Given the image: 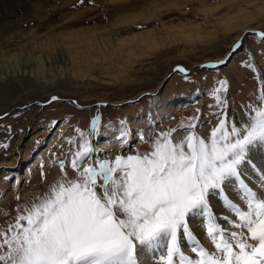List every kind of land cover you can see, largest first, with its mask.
<instances>
[{
  "label": "rangeland",
  "instance_id": "1",
  "mask_svg": "<svg viewBox=\"0 0 264 264\" xmlns=\"http://www.w3.org/2000/svg\"><path fill=\"white\" fill-rule=\"evenodd\" d=\"M33 1L0 0V62L8 58H3L5 52L8 56L41 55L48 52L52 42L67 40L80 30L109 40L126 36L128 44H134L137 35L148 30H152L156 39L172 36L173 41L180 38L181 29H192L196 24L214 31L216 36L195 47H189L187 41L167 42L143 61L139 69L135 68L131 78L122 82L107 77L100 66L92 74L100 75L101 81L81 80L79 85L64 77L56 78L53 83L42 79L38 82L31 73H7V78H0V114L18 107L0 118V163L12 159L20 137L24 143L19 157H25L19 170L0 167V228H6L19 209L47 193L49 186L61 178L59 161H64L68 176L75 177L70 160L80 142L77 129L96 148L100 140L104 142L96 149L100 159L148 153L159 133L177 128L174 139L178 140L185 135L182 123L195 122L192 117L197 115V131L204 138L216 126L221 111L227 113L231 123L243 127L249 119V107L255 106L264 89V42L253 31L246 33L245 41L227 63L211 68L200 65L222 59L235 42L238 30L225 34L219 25L220 16L235 13L240 5L254 10L255 5L264 4V0H251L246 4L239 0H83V3L80 0H35L33 14L27 18ZM6 8L17 11L18 15L7 16ZM128 14H136V20L128 22ZM144 17H147L146 22L142 23ZM256 24H260L257 30L264 31V16L258 17ZM32 28L38 32L29 33ZM7 35H11L9 43L5 41ZM112 61V67L122 63L121 58ZM249 63L255 70L247 66ZM178 66H184L186 72L174 71ZM224 80L228 82V90L221 96L226 98L227 106L221 109L212 90ZM52 97L58 99L52 100ZM96 117H99L98 131L90 136ZM125 136L122 144L121 138ZM4 144L8 147L4 148ZM247 173L244 170L246 183ZM260 184V195L264 196L262 181ZM229 185L235 191L233 195L228 193L234 197L237 189ZM211 206L213 210L218 207L212 205V198ZM203 235L207 239L205 229ZM207 242L209 250L214 251L208 239ZM188 255L194 254L189 252Z\"/></svg>",
  "mask_w": 264,
  "mask_h": 264
},
{
  "label": "snow or ice",
  "instance_id": "2",
  "mask_svg": "<svg viewBox=\"0 0 264 264\" xmlns=\"http://www.w3.org/2000/svg\"><path fill=\"white\" fill-rule=\"evenodd\" d=\"M254 35L264 42V31ZM218 85L212 94L223 109L228 82ZM249 113L237 127L221 111L207 138L199 135L194 116L195 122L182 123L180 139L172 128L157 135L150 152L113 160L93 159L96 148L77 129L80 142L70 160L75 177L59 161L61 178L0 228V264H141L139 257L148 252L156 264H264V196L244 176L250 149L264 144V89ZM98 122L93 119L90 136ZM260 179L264 186V174ZM229 184L239 190L241 203L229 195ZM213 197L234 218L216 214ZM196 218L214 251L191 227Z\"/></svg>",
  "mask_w": 264,
  "mask_h": 264
},
{
  "label": "bare ground",
  "instance_id": "3",
  "mask_svg": "<svg viewBox=\"0 0 264 264\" xmlns=\"http://www.w3.org/2000/svg\"><path fill=\"white\" fill-rule=\"evenodd\" d=\"M34 1L31 4L30 9L27 11V18H30L33 14ZM239 2L241 4H246V2H251V0H239ZM1 11L2 9L0 8V12ZM4 14L12 17L18 15V12H11L10 10H8V8H6ZM260 16H264V4H256L254 10L242 7L240 5L235 13L231 14L228 12L220 16L219 25L221 30H223L225 34L238 30L234 41L235 43H238L239 38H242L243 41L240 43L242 44L245 41L244 38L247 32H252V30L259 29L258 27L260 26V24L254 25V22ZM136 17V14H128L127 21L133 22L136 20ZM146 18L147 17H144L142 19V23L146 22ZM13 23L16 24L17 20L15 19ZM192 29H181L179 32L180 38L173 41L172 36H167L165 39H156L152 35V30L144 31L137 35L134 44H128L126 36H119L118 38L109 40V38H102L103 36L101 38H95L93 37L94 35L90 36L88 34L89 31L86 32L85 30H80L78 31V33H72L67 40L62 39L58 43L52 42L50 45L43 44L49 45L47 50L48 52H42L41 55H37L35 57H28V55H23L22 53L19 55L17 54L8 56L9 54L5 52L3 58H8L6 59V61L2 60L0 62V73L2 74L0 78H7V76H5L7 73H31L35 74L38 82L42 79L45 80V83H53L56 78L61 79L64 77L71 78L76 85H79L81 80L91 81L94 79L97 81H101L102 78H100V75L94 76L92 74L93 70L100 66L101 70L104 74H106L107 77L112 76L113 79H118L119 82H122L131 78L132 74L134 73V69L138 68L146 59L151 58L158 47L165 46L167 42L171 44L172 42L180 40L187 41L189 43V47H195L200 42L205 43L214 40L216 36V33L214 31L209 30V28L207 30L199 24H196ZM37 32L38 31L36 30V28H32L29 31V33L31 34H35ZM10 40L11 35H7L5 38L6 43H9ZM184 48L186 47L184 46ZM59 51H61V53H59ZM115 58H121L122 63H119L116 67H112L110 66V64L113 63L112 60ZM221 65L222 64H217L216 67ZM175 70H178V67H175L174 71ZM261 75H263V72H261ZM171 106H173V103L170 105V107ZM16 108L18 107L11 108L9 111H12ZM23 143L24 139L20 137L18 143L16 144V147L14 148L12 159H10L9 161L1 162L0 167L5 166L8 169L19 170L23 166L22 164L25 162V157L23 156V159L19 157L22 150L20 146H22ZM103 143L104 142L100 140L99 145H97L98 147L95 148L98 149L102 146L100 144ZM249 152L250 159L253 158V164H251L250 162V164L246 165L244 168V170H247V174H249L247 182L258 194H260V178L262 174H264V144L254 145ZM93 154V159L96 157L100 158L99 151H96ZM229 186L227 188V191L231 192L233 195V192L235 190L229 188ZM238 191L239 190L237 189L235 193H237ZM218 199L219 200H216L215 197L212 198V205L218 206L217 209L214 210L215 213L221 216L232 217V214L225 208L224 210H222V207L220 205V198ZM233 199L236 200L237 203H241L237 199L236 195L233 197ZM217 201L220 202L217 204L215 203ZM242 205L243 204H241V206ZM191 226L195 230L197 236L203 242L204 246L210 249V244L207 242V239L204 238V228L200 225L199 218H196L192 222ZM224 227L228 228L229 225L224 224ZM139 259L141 261V264L155 263V259L152 257L151 252H148L146 255H141Z\"/></svg>",
  "mask_w": 264,
  "mask_h": 264
},
{
  "label": "water",
  "instance_id": "4",
  "mask_svg": "<svg viewBox=\"0 0 264 264\" xmlns=\"http://www.w3.org/2000/svg\"><path fill=\"white\" fill-rule=\"evenodd\" d=\"M253 32H256V31H259V30H252ZM244 38V37H243ZM245 39V38H244ZM243 40H242V38H239V42L238 43H233V45L231 46V48H230V50L227 52V54L223 57V59H221V60H219V61H215V60H211V61H208V62H206V63H204V64H201V65H217V64H225V63H227V61H229V59H230V57L234 54L233 52H232V49H233V47L235 46V45H237V44H240L241 42H242ZM231 54V55H230ZM220 61H225V63H220ZM179 67H181V66H178V68ZM182 68H184L183 66H182ZM209 68H211V67H209ZM186 70V69H185ZM50 99H52V98H50ZM8 112H10L9 110L8 111H6V112H2L1 114H0V118L1 117H3V116H5L6 114H8Z\"/></svg>",
  "mask_w": 264,
  "mask_h": 264
}]
</instances>
